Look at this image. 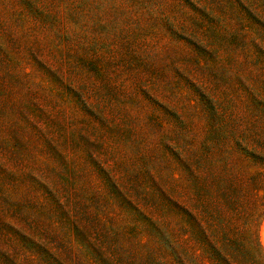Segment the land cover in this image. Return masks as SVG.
Segmentation results:
<instances>
[{"label":"rangeland","instance_id":"rangeland-1","mask_svg":"<svg viewBox=\"0 0 264 264\" xmlns=\"http://www.w3.org/2000/svg\"><path fill=\"white\" fill-rule=\"evenodd\" d=\"M0 264H264V0H0Z\"/></svg>","mask_w":264,"mask_h":264}]
</instances>
